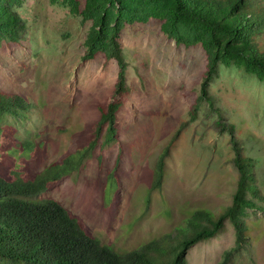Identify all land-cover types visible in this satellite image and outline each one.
Instances as JSON below:
<instances>
[{"label":"rangeland","instance_id":"obj_1","mask_svg":"<svg viewBox=\"0 0 264 264\" xmlns=\"http://www.w3.org/2000/svg\"><path fill=\"white\" fill-rule=\"evenodd\" d=\"M15 10L25 31L17 42L0 40V90L35 107L0 122V171L34 174L87 144L117 64L102 54L81 59L90 21L62 0H22ZM118 40L128 92L117 113V135L34 198L57 199L92 235L123 253L175 235L198 210L216 213L231 202L238 177L233 142L252 161L264 196V78L219 62L203 87L206 51L199 43L176 44L158 18L125 24ZM177 131L162 187L150 191L158 156ZM247 197L261 209H247L251 244L233 255L232 264H264V198ZM234 242L226 220L222 231L187 250V263L217 264Z\"/></svg>","mask_w":264,"mask_h":264},{"label":"trees","instance_id":"obj_2","mask_svg":"<svg viewBox=\"0 0 264 264\" xmlns=\"http://www.w3.org/2000/svg\"><path fill=\"white\" fill-rule=\"evenodd\" d=\"M21 1L0 0V40L17 42L24 33L25 22L15 10ZM62 2L72 13L90 21L81 59L87 61L102 54L105 60H115L117 75L109 100L97 105L98 118L91 126L87 144L34 174H21L14 168L0 171V264H188L187 250L222 231L226 220L234 228L235 242L223 250L217 264H232L233 255L251 244L247 209H261L247 194L264 198L255 184L253 163L236 142L232 150L238 177L229 204L216 213L198 210L175 235L148 240L123 253L92 235L82 219L57 199L34 196L78 170L99 142L109 143L117 135V113L128 92L127 62L118 40L125 24L158 18L161 31L176 44H201L208 58L203 87L219 62H232L263 79L264 42L261 44L259 39L264 41V0H84L82 5L78 0ZM33 107L35 103L24 96L0 90V122L5 115L20 118ZM1 131L0 125V134ZM178 132L158 156L150 191L162 187L165 158Z\"/></svg>","mask_w":264,"mask_h":264}]
</instances>
